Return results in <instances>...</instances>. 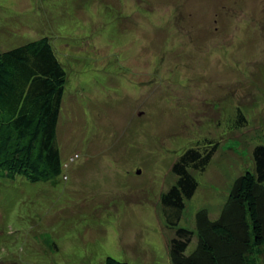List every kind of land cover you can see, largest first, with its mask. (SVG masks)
<instances>
[{
    "label": "rangeland",
    "instance_id": "1",
    "mask_svg": "<svg viewBox=\"0 0 264 264\" xmlns=\"http://www.w3.org/2000/svg\"><path fill=\"white\" fill-rule=\"evenodd\" d=\"M45 35L67 71L64 168L0 177V264L170 263L160 198L173 163L217 142L190 170L199 185L179 226L196 232L264 144V0H0L2 48Z\"/></svg>",
    "mask_w": 264,
    "mask_h": 264
},
{
    "label": "trees",
    "instance_id": "2",
    "mask_svg": "<svg viewBox=\"0 0 264 264\" xmlns=\"http://www.w3.org/2000/svg\"><path fill=\"white\" fill-rule=\"evenodd\" d=\"M66 82L49 36L6 49L0 45V177L36 183L62 174L57 128ZM239 118L245 122L242 114ZM198 143L173 163L177 182L160 198L166 221L175 228L168 264H264V144L254 147V169L235 179L220 214L196 213L195 232L179 226L185 200L199 185L190 170H204L217 146L212 139L202 149ZM195 237L196 246L188 251ZM104 264L128 263L107 256Z\"/></svg>",
    "mask_w": 264,
    "mask_h": 264
},
{
    "label": "clouds",
    "instance_id": "3",
    "mask_svg": "<svg viewBox=\"0 0 264 264\" xmlns=\"http://www.w3.org/2000/svg\"><path fill=\"white\" fill-rule=\"evenodd\" d=\"M75 157H79V154H78V153L74 154L73 156L70 157L69 160L72 159V160H71V162H72V161H74V160L76 159ZM74 158H75V159H74ZM65 164H66V167H68L69 163H65ZM63 168H64V167H63Z\"/></svg>",
    "mask_w": 264,
    "mask_h": 264
}]
</instances>
